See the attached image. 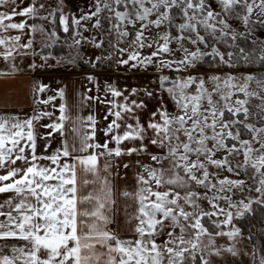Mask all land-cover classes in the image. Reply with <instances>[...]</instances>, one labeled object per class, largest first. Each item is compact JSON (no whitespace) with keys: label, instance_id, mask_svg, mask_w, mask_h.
Instances as JSON below:
<instances>
[{"label":"snow or ice","instance_id":"snow-or-ice-1","mask_svg":"<svg viewBox=\"0 0 264 264\" xmlns=\"http://www.w3.org/2000/svg\"><path fill=\"white\" fill-rule=\"evenodd\" d=\"M65 8L0 0V78L20 74L18 58L29 55L31 71L37 56L74 65L85 45L98 50L84 60L93 70L115 62L159 75L154 87L124 90L89 75L96 94L74 116L60 89L57 122L43 125L62 137L51 152L50 134L38 151L34 128L51 116L38 106L55 97L36 99L47 85L33 81L32 115L0 113V264H264V0ZM58 28L67 58L45 52L61 41ZM85 101L106 105V125L79 115ZM129 172L132 190L119 194L133 205L131 233L121 237L110 225L116 178L127 183ZM257 216L254 234L246 225Z\"/></svg>","mask_w":264,"mask_h":264},{"label":"crops","instance_id":"crops-1","mask_svg":"<svg viewBox=\"0 0 264 264\" xmlns=\"http://www.w3.org/2000/svg\"><path fill=\"white\" fill-rule=\"evenodd\" d=\"M21 18H17L19 20ZM29 24L32 23H39L40 21H28ZM27 31V30H26ZM11 34L15 35L18 34L16 32H12ZM27 35L22 38V42H26ZM35 51L37 53L40 52L41 47L38 46L37 42L35 41L34 44ZM19 59L23 60V63H19ZM32 56L29 55L27 57L18 58V66L23 69V71L18 74L14 78H0V113H18L22 118L25 114L32 115L34 113L35 108L37 105L33 102V94H32V87L33 81H37L39 83H43L47 85V89L44 93L37 94L36 99H48L49 96L55 97L47 105H39L38 107L44 111L51 113V116H45L39 122H34L35 132L38 137V151L43 148L44 141L40 139L41 135H48L51 148L49 152L55 150L56 148L60 147L62 137L58 132H54L51 129L44 127L43 125H47L49 123L57 122V118L60 115L59 107L60 104L64 101L61 100L59 96V90L64 89L65 91V99L67 101V106L69 109V113L71 115L77 114V104L82 99L83 96L86 95H95L96 94V86L94 83L89 82L87 77L89 75L95 76L99 82L101 89L104 88L106 83L113 85L120 89V81L117 80V72L115 70H101L98 69L95 72H87L83 71L81 68H77L75 70H65L62 68H58L57 63L54 61L53 63L45 64V68L42 70L36 69L35 71H31L28 68V65L32 62ZM39 60L37 56L36 60ZM0 67H3L0 64ZM88 89H92V92L89 93ZM101 96L103 97V91L101 92ZM112 99L111 96L108 97ZM91 101H85V103L81 106L79 115L83 117H87L89 114L95 115L98 122L97 127H102L106 125L108 121H103L102 117L106 114L105 108L106 105L95 103L94 107H89V104H92ZM112 117H109L111 120ZM67 123V122H66ZM98 137L102 136V133L98 131ZM127 143V142H125ZM134 160L135 157H122L121 163L128 162L129 160ZM141 159H144L141 157ZM135 169H133L134 171ZM124 173V169L121 167V174ZM117 180V188L118 191L115 193V205L113 206V219L114 223L110 225L112 230L116 231L121 237L129 236L131 232L130 230H125V234L122 235L121 228H122V197L119 194V190H122L124 186L130 185L127 184L129 182L132 183L131 180V172H129V180L127 183L124 181H120L119 178ZM2 199V197H0Z\"/></svg>","mask_w":264,"mask_h":264},{"label":"rangeland","instance_id":"rangeland-1","mask_svg":"<svg viewBox=\"0 0 264 264\" xmlns=\"http://www.w3.org/2000/svg\"><path fill=\"white\" fill-rule=\"evenodd\" d=\"M65 4H66V8L65 11L66 12H72V13H76L79 14V9L80 8H87L88 4H89V0H65ZM44 24L46 28H51L52 25L48 24V22L46 21H40V24ZM39 24V23H37ZM86 36L89 35V33H85ZM44 39L43 35L40 34L39 32L36 34L35 36V41L37 42L38 46L41 47V41ZM62 43V40L59 42ZM94 51H98V50H94L90 45H85L84 47H82L80 49L81 52V56L77 59L76 63L74 65H69L67 63H65L64 61H61L60 63H57L56 60L54 59H50L47 63H53L54 61L57 63L58 68H62L65 70H75L77 68H81V64L82 62H84L85 59H87L88 56L92 55V53ZM69 54V53H68ZM68 54L63 55L65 58L68 57ZM75 53L73 52V55ZM39 57V56H38ZM36 64H37V68L38 70L40 69H44L45 68V64H43V62L39 59L36 60ZM43 64V66H41ZM98 69L101 70H115L117 72V80L120 81V90H124V89H131V88H138V89H142V88H151L154 87V85H152L151 81L153 79L156 78V76H158L159 74L156 73L154 70H149L147 72L144 71H137V70H129L126 66L125 67H117L115 62H105L104 64H102L100 67H98ZM227 71V70H226ZM239 71H254V69H244L241 68ZM127 95V93H125ZM139 98L144 99L143 97V93H139ZM122 99V98H119ZM149 106L150 107H154L156 104L155 100L149 101ZM127 184V186H124L122 188V190L124 188H128V190H132V183L129 182ZM122 228H121V233L122 235L125 234V230H130L128 232H131V225H129L127 223L128 220V216L129 214L133 211V205L132 202L129 200H125L122 197ZM252 227V226H251ZM257 228L258 227H253L252 228V232L255 234L257 233Z\"/></svg>","mask_w":264,"mask_h":264},{"label":"trees","instance_id":"trees-1","mask_svg":"<svg viewBox=\"0 0 264 264\" xmlns=\"http://www.w3.org/2000/svg\"><path fill=\"white\" fill-rule=\"evenodd\" d=\"M58 32L61 36V40H62V43H58L56 45V47L52 48V49H45V52H52L53 55L57 56V57H60V56H63V55H66L69 53V49L67 47H65L63 45V41L64 39H66L67 37L65 36V34L62 32V30H60L58 28ZM81 69L83 71H87V72H95L97 69L93 70L88 64L82 62L81 64ZM259 216H257L256 218L252 219V220H249L247 222V225H246V228L247 227H251L253 223H255L257 225V227H259ZM247 231L245 232V235H247Z\"/></svg>","mask_w":264,"mask_h":264}]
</instances>
